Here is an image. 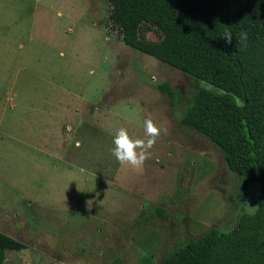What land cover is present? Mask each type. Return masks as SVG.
<instances>
[{
    "label": "rangeland",
    "instance_id": "1",
    "mask_svg": "<svg viewBox=\"0 0 264 264\" xmlns=\"http://www.w3.org/2000/svg\"><path fill=\"white\" fill-rule=\"evenodd\" d=\"M108 5L0 0V233L24 247L3 264H160L257 210L260 184L242 192L221 151L179 124L193 95L213 89L125 45ZM128 41L173 52L144 21ZM147 119L161 129L149 159L119 164L116 132L147 139Z\"/></svg>",
    "mask_w": 264,
    "mask_h": 264
},
{
    "label": "trees",
    "instance_id": "2",
    "mask_svg": "<svg viewBox=\"0 0 264 264\" xmlns=\"http://www.w3.org/2000/svg\"><path fill=\"white\" fill-rule=\"evenodd\" d=\"M109 27L125 45L187 73L200 88L179 124L222 153L244 192L261 186L257 210L237 218L233 232L209 229L162 258L160 264H264V0H108ZM168 35L173 52L159 55L128 41L140 22ZM230 32L232 44L225 42ZM247 40L241 42L240 34ZM162 90L167 91L164 85ZM23 245L0 233V264ZM109 264H121L113 258Z\"/></svg>",
    "mask_w": 264,
    "mask_h": 264
},
{
    "label": "clouds",
    "instance_id": "3",
    "mask_svg": "<svg viewBox=\"0 0 264 264\" xmlns=\"http://www.w3.org/2000/svg\"><path fill=\"white\" fill-rule=\"evenodd\" d=\"M241 42L247 40V34H240ZM225 42L232 44L231 33H225ZM147 139L133 138L129 132L121 127L113 139V156L121 165L131 166L133 169L141 170L147 159L150 157V149L155 145L156 138L160 135L161 129L151 119L144 122Z\"/></svg>",
    "mask_w": 264,
    "mask_h": 264
}]
</instances>
